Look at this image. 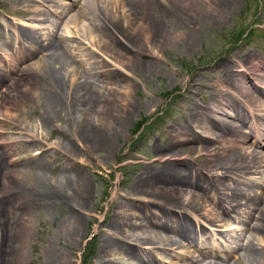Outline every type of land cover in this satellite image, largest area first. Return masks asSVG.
I'll use <instances>...</instances> for the list:
<instances>
[{
  "label": "rangeland",
  "instance_id": "1",
  "mask_svg": "<svg viewBox=\"0 0 264 264\" xmlns=\"http://www.w3.org/2000/svg\"><path fill=\"white\" fill-rule=\"evenodd\" d=\"M55 1L57 5L41 4L35 0H5L0 4V73L11 79L0 88V225L9 232L3 241L2 236L0 237V255L5 249L11 252L9 259L1 256L0 264H102L97 261V256L101 241H106L107 237L98 230H109L102 223L117 220V215H124L128 209L129 212L132 210L136 219L144 213L141 199L144 201L146 197L134 195V188L141 179L140 175L144 177L149 167H155V164H151L158 157V149L174 148L177 158L182 161L181 166L190 168L191 172L184 171V175L191 173L195 176L198 169L202 168L207 177L209 160L222 156V149L224 145L229 146V139L246 136L248 139L243 147L264 154V144L258 143L251 127L245 124L248 112L243 109L244 106L236 96L221 87L219 81L226 78L221 68L224 64L231 65L236 72L239 69L236 63L238 58H245L247 55L255 57H251L250 64L247 63L246 67L259 62L262 70L257 74L264 77V0H232L227 5L220 4L218 0H185V3L181 2L184 0H141L139 5L144 11L141 16L145 19L138 20L139 23L135 26L134 34L140 49L136 53L129 46L128 40L122 37L119 39V47L115 49L109 44L101 43L102 40L98 37L85 35L86 30H89V21L86 19L88 15L80 9L84 0L80 1V5L76 0ZM175 5L180 9L181 16H185L186 21L191 19V22L183 25L182 20L173 14L172 8ZM28 9L40 11L41 14L29 13ZM64 9V16L59 19ZM121 10L120 8L119 11L122 12ZM76 14L79 17L75 20L73 18ZM152 20H162L170 31L169 34L161 38L155 36L150 30ZM55 21L58 26L53 24ZM141 25L149 33V48L144 42V31L139 30ZM34 28L42 38L53 32V35L57 33L64 40L74 58V64L66 73L70 83L75 77L77 84L88 81L89 78L97 84V97L101 102L95 113L85 108L83 99L75 98L71 101L74 103L71 105L72 109L69 108L72 113L55 123L54 129L42 127L41 112L35 109L37 95L26 88V81L21 77L29 66L34 77L38 74L35 71L40 63H34L41 55H33L19 63V47L15 42L17 31ZM14 66L17 67L16 70L10 71ZM249 73L253 81L249 82L248 89L242 90L251 91L255 95L252 97L259 104H264V91L260 88L263 86L262 81L260 77L252 75V70ZM238 77L235 76V79ZM15 81H21L20 85L9 86ZM233 82L232 79L228 81L234 85ZM252 82L258 84L259 88H253ZM233 88L236 90L234 86ZM237 92L239 91L236 90L235 93ZM218 94H226L224 100L229 103V108L223 111L232 113L229 116L227 113L224 115L211 111ZM196 103L202 108L203 117L208 112L218 128L226 129L228 122L234 124L238 135L230 134L224 142L213 140L214 136L202 132L199 122L205 119H202L198 111L185 123L189 110ZM108 109L114 110L112 117L102 115ZM239 114L242 116L238 119ZM69 116L72 123L66 127L64 119ZM258 119L260 121L257 122L264 128V111L260 112ZM210 124L212 125L211 121ZM90 127L98 128L99 131L102 129L104 136H113L112 140L109 139L112 147L104 150L87 148L84 136L90 131ZM176 127L181 128L183 135L173 137L177 134ZM214 130L221 132V129ZM208 146L212 151H205ZM70 148H74L76 153L71 152ZM232 151H228L229 154ZM38 162L46 165L44 172L48 184H39L35 166ZM262 163V167L257 168L258 171L254 167L243 177L235 176L231 181L224 178L228 182L224 181L225 185L238 187L244 193H251L253 190L254 194L259 192L264 203V161ZM80 176L86 178L88 185L83 193L84 180L81 181ZM201 183L203 188L205 183ZM40 189L52 191L58 201L69 199V203L72 197L78 195L80 201L72 202V207H60L61 205H52V195L45 197L46 201L40 196L41 199L36 197L35 203L29 206L26 203L28 196H35V191L40 192ZM193 191H197V194L202 192L200 189ZM220 197H223L220 193L210 192L209 197L203 196L205 200L199 211H195V214L188 212L187 220L195 226L191 228L194 231L191 244L181 240L180 246L170 247L165 251L154 250L152 255L147 253L150 246H138L139 259L122 254L121 251L111 254L109 259L118 262L113 264H192V259L203 257V249L218 256L212 258L208 252L204 259L212 263H223L226 260L228 264H249L243 256L239 259H236L237 254L231 256L235 246H245L250 242V235L242 222L243 217H240L245 206L241 207L239 213L230 212L228 217L222 213L223 207L228 205L220 206L221 209L215 205V202L221 200ZM185 198L189 200L188 196ZM122 205L125 209L120 208ZM211 212L216 216L220 215L225 221L213 225L209 220ZM144 215L146 217V213ZM73 217L83 220L78 237L73 231ZM135 218L132 222L139 224L141 220ZM251 219L249 224L256 225V218ZM142 222L145 223V220ZM226 229L229 232L226 233ZM259 242L255 239L253 247L264 251V246ZM226 253H232L229 259ZM237 253L242 255L241 250H237Z\"/></svg>",
  "mask_w": 264,
  "mask_h": 264
},
{
  "label": "bare ground",
  "instance_id": "2",
  "mask_svg": "<svg viewBox=\"0 0 264 264\" xmlns=\"http://www.w3.org/2000/svg\"><path fill=\"white\" fill-rule=\"evenodd\" d=\"M4 1L5 0H1L0 4ZM76 1H77L76 2L77 4L79 5L81 4L80 3L81 0H76ZM231 1L232 0H221V1L218 0V2H220V4L222 5L223 4L227 5L229 3H232ZM35 2H40L41 4L54 3L57 5V2L55 0H35ZM181 2L185 3V0ZM141 3H142L141 0H84V3L80 5V9H83V12L86 15H88L86 19H88L89 21V25L87 26L89 30L88 31L86 30L85 35L95 36L96 38L98 37L99 39L102 40L101 43H104V45L109 44L113 46L115 49L119 47V39L121 40V37H122L128 40L129 46L131 47L133 51H135V53L139 52L140 49H139L138 43L136 42L137 39L134 33H135V26H137L139 23L138 20L143 21L145 19V18H142L141 16L144 12L142 10V7L139 5ZM120 8L122 9L121 10L122 12L119 11ZM28 11L29 13L41 14L40 11H36L33 9L32 10L28 9ZM65 11L66 9H64L60 13L61 15L59 16V19L62 16H64ZM172 11H173V14L178 19L182 20L183 25H185V23L187 24V22L191 20L190 19L186 21V19H184L185 16L184 17L181 16V11L176 5L172 8ZM166 12L169 14L168 11ZM167 13H165V15L169 16ZM78 17H79V14H76L73 19L76 20ZM53 24H56V21L53 22ZM151 24H152V28H150V30L157 37H160V38L166 37L170 32L163 25L162 20L160 22H157L156 20H152ZM58 25L56 24L55 26H58ZM188 25L190 24L188 23ZM140 28H141L139 29L140 31H144L142 32V35L144 37V42L148 44L147 46L149 48L150 46V43L148 41L149 33L143 27V25H141ZM15 37H16L15 42H17V45L19 47V51H17L19 63H23L24 61L33 57V55H37V54L41 55L40 59L36 63H34V65H37V63H40V67L37 68V70L35 71V73H38V74H35V77H34L31 73L32 69L29 66L28 67L29 69L27 71L24 69H23L24 72L21 71L22 72L21 77L23 81L24 80L26 81L24 84L26 88L29 90H32L33 93L37 95V97L35 98L37 100L35 102L36 103L35 109H38L41 112L40 121H41L42 127L54 129L55 123H58L61 119H63L64 117H67L69 115L68 113H72L70 112V109H72L71 105H73L74 103H71V101H74L75 98H78L80 100L83 99L82 103H84L85 108L87 110L92 111L93 113L96 112V107H98L97 105H99L101 102L99 97H97L96 89L98 86L96 83H94V81H90L89 80L90 78L88 79V81L85 80L83 81V83L79 82L78 84L75 83V77L74 79L71 80V83L67 80L66 73L69 71L68 69L72 67L71 65L74 64V58H72L71 56L72 53H70L68 48H66L64 40H62V38H59L57 33H54L53 35V32H52L46 38H44L43 36L44 38L43 39L42 35H39L37 30H35L34 28L32 30H22V32L17 31V33L15 34ZM13 56H15V53H13ZM251 57H255V55H247L245 58H238L239 60L236 63L239 69L236 72L232 70L231 65L229 64L227 65V63L224 64L221 68H222L223 76L226 77L225 79H223L225 80V82H223V80L221 79H219V81L222 85L221 87H224V89H226L225 91L236 96L237 99H239V101L242 103V105L244 106L243 109L246 112H248V115H249V116L247 115V117L245 118L246 123L245 122L244 123L248 125L249 128L251 127L252 132L254 133L253 134L254 137H256V139L258 138L257 139L259 141L258 143L264 144V128H261V124L257 122V120L260 121V119H258V117H260V112L264 111V104L262 103L259 104V101L253 98L255 95L253 96L251 91L242 90V89H248V85H250L249 82L252 80L250 79L251 76L248 75V73L251 72L252 70V75H254L255 77H260V75L257 73L258 71L262 70L260 68L259 62L254 63L253 65L249 67L248 66L246 67L247 63H249L250 60L252 59ZM34 65L32 64L31 66H34ZM16 68L17 67L14 66V68L13 69L11 68L10 71L12 70L15 71ZM18 71H20V68L18 69ZM235 76L236 77L239 76V77L235 79ZM108 77H111V75ZM231 79L234 81L233 82L234 85L228 83V81ZM260 79H261L260 81H262V84H263V86H260V88H262L264 91V77H260ZM9 80L11 79H9L6 75H3L2 77H0V88L2 87L3 83L7 84ZM20 82L21 81H15L13 82V84L12 83L9 84V86L20 85ZM100 82H102L101 79H100ZM257 85L255 83L253 84L252 82L253 88L257 89L258 87ZM233 86L239 92L235 93L236 90L233 88ZM224 97H226V94L225 95L218 94L216 98H214L215 107L213 106L211 108V111H213L216 114L217 112L218 113L221 112L224 115L226 113L227 115L232 114V113H229L228 111L225 112L229 108V107L227 108L229 103L227 104V102L224 100ZM0 108L2 107L0 106ZM201 109L202 108L199 106V104L196 103L194 108L189 110L190 112L186 116L185 123L188 122V120L190 121L191 120L190 116L195 115V113L198 111L199 114H201L202 119L203 118L205 119V121L199 122L203 128L202 132H204L205 135L214 136L213 140H217L218 142H221V141L224 142L227 140V137H229L230 134L238 135L237 126H235L234 124H229L228 122V125H226V129L225 128L223 129L221 127L218 128L216 121L215 123H214V120L212 121L211 119L212 117L210 118V114L208 112L207 114H205L206 117L205 116L203 117L204 112ZM113 111H110L109 109L104 110L102 112V115L107 116V117H110V116L112 117ZM241 116L242 114H239L238 119ZM64 121H65L64 124L66 125V127L72 123L70 116L66 120L64 119ZM196 121H199V119H197ZM210 121L212 125L210 124ZM210 126L212 127L210 128ZM215 128L221 129V132H218V133L215 132L214 130ZM97 129L98 128L90 127V131L86 134V136H84V140L88 143L87 148L91 149L95 147L99 150L111 148L112 145L109 143V141L112 140L113 136L110 137V134L109 136L108 135L104 136L102 133V129L99 128L100 131ZM188 129L190 128L188 127ZM176 131H177V134L175 136L172 135L173 137H176L177 135L181 136L184 133L182 132L181 128L176 127ZM247 139L248 138H246V136H241V135L237 136V138L229 139L230 140L229 146L224 145L222 149L224 153L222 154V156H216L215 159L209 160L208 165H207L208 170H209V171L207 170L209 173L208 177H207V174L205 175L203 173L204 171L202 168L198 169L197 174L195 176H192L193 174L191 175V173H189L188 176L186 174L184 175V171L188 172L190 168L181 166L182 161L180 160V158L179 159L177 158L178 154H176L175 152L176 150H174V148L172 147L171 148L167 147V149L165 148L163 150L158 149L156 153L158 157L151 164V165L155 164V167L154 168L153 166L149 167L146 173H144L145 175L144 177L140 175L141 179L137 182V184H135L136 187L134 188L135 189L134 195L139 194V196L146 197L144 201L141 199V203H143L142 211L146 213V217L143 213L142 215H138L137 217L138 219H136L134 217L135 215L131 213L132 210L131 212H129V209H128L127 211H125L124 215L123 213L122 215H117L116 217L117 220H111V222L104 221L102 224L107 225L109 230H107L106 232L102 230V228H99L98 230L99 233L106 236L107 239L104 242L100 240L102 244L99 247L97 261L102 262V264L103 263L113 264L117 262V261L109 259L108 257L111 254L115 253L116 251H119V252L121 251L122 254H125L127 256L129 255L134 259H139L140 255L137 251L138 246L140 247L150 246L148 248V251L150 250L151 252L149 251L147 253L148 254L150 253L152 255L153 254L152 251L154 250L165 251L167 250V248L180 246L181 240H184L186 243L188 242L189 244H191L190 242L191 235L194 234V231H191V228L195 226L192 225L189 220H187L189 219L188 212L191 211L193 214H195V211H197L200 208V206H202L204 203L205 199L203 198V196L209 197L210 192L212 194L213 192L214 194L216 192V193H220L221 196L223 197H220L221 200L218 202H215L216 203L215 205L219 206V209H221L220 206L224 204L228 205V207H223V210H222L223 211L222 213L228 217H229L230 212L233 211V212L239 213L242 210L241 207L245 206L243 207L244 211L242 215L241 216L239 215V216L243 217L242 222L246 225L245 229L248 231L250 235L249 236L250 242L248 241L249 243L246 244L245 246H242V245L241 246L239 245L237 247L235 246L233 250L234 254L231 253L232 255L231 254L230 255L234 257L233 255L237 254L236 256L238 257L236 259H239L241 256H243L244 260L248 261L249 264H264V251L256 247H253L252 245L255 239L256 240L258 239L261 242L262 246H264V203H262L263 196L261 197L259 192L254 194L255 193L254 190L251 193L250 192L244 193L243 191L241 192L238 187H230L228 185H225L224 183V181L227 182L228 179H229L228 181H231L233 178L235 179V176L238 178L243 177V175L245 176V174H248L249 172H251L252 168L254 167H256V169L262 167L260 166V163L264 161V154L262 153L258 154L250 150L251 148L249 147L244 148L243 145ZM233 148H238V150L233 149ZM205 151L208 152L212 150L208 146L207 148L205 147ZM228 151H232V153L229 154L230 152ZM71 152L76 153V150L73 148ZM35 166L37 167L35 168L37 169L36 175H37V179L40 181L39 184H44V185L48 184L45 180L46 174L44 172L46 169V165L43 164L42 162L40 163L38 162V164H36ZM80 178H81V181L84 180L82 181L84 185L81 191V193H83L88 188V185L85 182L86 178H84L83 176L82 177L80 176ZM224 178H226L227 180H224ZM201 182L205 183L204 185L205 188L204 187L202 188ZM194 189H200V191L202 192L200 194H197L196 193L197 191L196 192L193 191ZM223 189L225 191H223ZM221 190L223 192H221ZM51 195L54 198L53 200L54 202H52V205H56V206L61 205L60 207H62V205L64 206L69 205L72 207L71 205L72 202L80 201V199L78 198L80 195L72 197L69 203L67 202L69 199L67 201H65V199L63 200L59 199L60 201H58L57 196H55V194L53 195L52 191L51 192L50 190L42 191V189H40V192L35 191V196L29 195L26 203L30 206V204L35 203V201L37 200L36 197L38 198L41 196L42 199L44 198L45 200V197L49 198L47 196H51ZM185 196H188L189 200L188 199L186 200ZM132 201L134 202L136 201V199ZM153 206L156 209H154ZM120 208L125 209L123 205L120 206ZM244 213L246 216L244 215ZM210 214H211V217H209V220L213 225H216V223L222 224V222L225 221V219L223 217L221 218L220 215L216 216L212 212ZM255 214H256V217H254ZM194 216L195 215H193V217ZM252 217L256 218L255 219L256 225H253V226L249 224L251 223L250 219ZM133 218H135L138 221L141 220V222L139 224L134 223L132 222ZM254 218H252L251 220H254ZM144 220H145V223L142 222ZM82 222L83 220L80 217L72 218L73 231H75L76 237H78L81 233L80 231L82 230V226H81ZM0 224L2 225V222H0ZM1 225H0V237L2 236L1 241H3V239L6 238V235H8L9 232L8 230L5 231ZM232 230L234 231V229ZM225 232L227 233L229 231L226 229ZM9 238H10L9 241L11 242V237ZM258 246H260V244ZM8 249H10V247ZM5 250H3V253L2 255H0V258L1 256L3 258L7 256L9 259L11 252H9L8 250L6 251ZM237 250H241L242 255L240 253H237ZM208 252H210L209 256L212 258L214 256L215 257L217 256L215 255L216 253H213L211 251H205L202 249L201 253L203 254V257L201 259L200 258L192 259V264H228L226 260H224L223 263L221 262L212 263L210 261H206L204 257L208 254ZM230 255L229 253L226 255L228 256L227 259H229Z\"/></svg>",
  "mask_w": 264,
  "mask_h": 264
}]
</instances>
